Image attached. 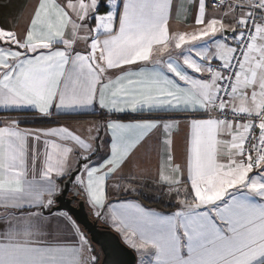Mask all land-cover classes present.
<instances>
[{"label":"snow or ice","instance_id":"1","mask_svg":"<svg viewBox=\"0 0 264 264\" xmlns=\"http://www.w3.org/2000/svg\"><path fill=\"white\" fill-rule=\"evenodd\" d=\"M97 107L80 129L0 119V264H97L52 208L66 177L139 264H264V0H36L23 34L0 28V113ZM150 142L154 174L125 173ZM149 179L175 211L110 202Z\"/></svg>","mask_w":264,"mask_h":264},{"label":"crops","instance_id":"2","mask_svg":"<svg viewBox=\"0 0 264 264\" xmlns=\"http://www.w3.org/2000/svg\"><path fill=\"white\" fill-rule=\"evenodd\" d=\"M61 3L64 2V0H60ZM36 4V0H0V28L4 29H12L16 31L17 33L23 34L24 28L26 27V24L28 22V19L32 13V9ZM192 19L189 17L188 23H191ZM178 24L175 20V17L170 21V29L172 31L178 30ZM79 51H84L85 50V45L83 43H80L78 47ZM132 114H127L125 116V119L123 122L127 123L129 122L128 117H130ZM19 116L21 119V123H29V122H34V121H48V122H53V124L49 125H21V127H27V128H48V127H53V126H58V125H68L71 128H86L91 124L94 123H99L103 122L107 114H101V110L97 109L93 112L90 113H82V114H77L74 116H63V117H57L53 116L51 120L45 119V118H38V119H33L31 113H0V119L6 118V117H16ZM101 137H103L105 140H110V137H107L102 130L100 133ZM151 149V142L149 145H146L145 148L141 149L139 153H137L136 159L133 161V164H130L128 168L125 169V173L128 171H133V172H144L145 175H152L153 169L157 164L155 154L150 150ZM105 153L101 151L99 153V156L96 157L97 160H99L100 157L104 156ZM178 157H179V150H178ZM67 178V177H66ZM65 178V179H66ZM119 181H110L109 183H117ZM63 181L60 182V185L62 187ZM137 185H140L141 183H150L151 185H154L151 183V180H145V181H136L135 182ZM156 186V185H155ZM157 187V186H156ZM139 188H137V193H138ZM109 195H110V202H121V201H133L136 203H139L143 208L149 211H157L161 213H169L172 211H175V208H170V209H157L154 207L148 206L146 203L142 202L139 200L136 195L137 194H131V193H125V192H120V193H114L111 189H109ZM160 201V199H158ZM175 204V203H173ZM168 206V205H167ZM47 211V210H45ZM4 210L0 209V213H3ZM55 213V212H54ZM102 224L105 226H108L113 232H115L121 241L129 247L125 242L123 237L121 236L120 233L116 232L114 228L112 227L111 223H106L105 221L101 220ZM7 225L0 221V230H3ZM60 233H61V239L63 240H68L70 237H68L66 234L63 232V225L60 226ZM45 231L50 233L49 236L45 237V239L52 241L54 239L55 234L57 233V226L54 224L47 225L45 228ZM132 249L131 247H129ZM134 253L136 254V264L139 262V255L136 252V250L132 249Z\"/></svg>","mask_w":264,"mask_h":264},{"label":"water","instance_id":"3","mask_svg":"<svg viewBox=\"0 0 264 264\" xmlns=\"http://www.w3.org/2000/svg\"><path fill=\"white\" fill-rule=\"evenodd\" d=\"M67 178L62 183V195L56 197L52 205L54 212H68L88 238L91 247L97 249V264H136V254L127 247L108 226L102 224L91 212L81 196H75ZM66 185V187H65Z\"/></svg>","mask_w":264,"mask_h":264},{"label":"rangeland","instance_id":"4","mask_svg":"<svg viewBox=\"0 0 264 264\" xmlns=\"http://www.w3.org/2000/svg\"><path fill=\"white\" fill-rule=\"evenodd\" d=\"M144 184L145 187H138V193L139 195H142L143 197H145L146 199H160V203L164 206H169L173 203H175V200H169L167 197L160 195L157 191H155L154 189H156L155 185H151L150 183H141ZM95 253H96V257H97V249L95 248ZM139 264V262H138Z\"/></svg>","mask_w":264,"mask_h":264},{"label":"trees","instance_id":"5","mask_svg":"<svg viewBox=\"0 0 264 264\" xmlns=\"http://www.w3.org/2000/svg\"><path fill=\"white\" fill-rule=\"evenodd\" d=\"M49 124H53V122L39 120V121H34V122H29V123H21V125H23V126H25V125H49ZM136 197L139 200H141L142 202L146 203L148 206L157 208L159 210L173 208L170 206L162 205L158 199H153V200L152 199H146L145 197H143L142 195H139V194H137Z\"/></svg>","mask_w":264,"mask_h":264},{"label":"flooded vegetation","instance_id":"6","mask_svg":"<svg viewBox=\"0 0 264 264\" xmlns=\"http://www.w3.org/2000/svg\"><path fill=\"white\" fill-rule=\"evenodd\" d=\"M91 248H92L93 254L96 256L95 248H93V247H91Z\"/></svg>","mask_w":264,"mask_h":264}]
</instances>
